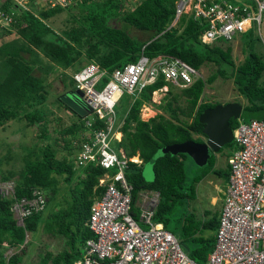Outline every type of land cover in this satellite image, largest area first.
Here are the masks:
<instances>
[{"label": "trees", "instance_id": "16d2710c", "mask_svg": "<svg viewBox=\"0 0 264 264\" xmlns=\"http://www.w3.org/2000/svg\"><path fill=\"white\" fill-rule=\"evenodd\" d=\"M135 1L132 4L130 0H82L73 7L46 6L34 12L33 7H28L33 0L24 2L23 6L15 0H0V21H8L6 25L0 24V128H4L9 121L23 120L19 131L26 126L36 127V139L39 140L37 144L20 146L24 153L21 154L23 165L18 170H0V181L13 182L12 194L0 195V264L22 263L23 254L31 243L25 241V233L35 230L38 225L48 238L61 240L62 247L49 249L48 242L44 240L43 249L34 252L27 264H72L75 259L81 258L85 240L93 238L85 225L89 206L105 188V184L99 185V179L104 174L113 176L117 169L115 165L103 168L91 159L81 162L78 155L85 145L91 144L94 134L109 124L111 132L121 133L120 140L110 141V148L115 152L114 144L125 157L137 155L140 159V162L127 160L121 170L124 180L131 186V213L137 216L134 204L140 191H155L158 201L153 221L164 226L166 218L163 214L169 216L174 200L192 201L194 182L207 171L218 177L222 172L212 168L213 158L209 156L206 172L197 175L189 186H184L187 174L183 158L186 154L164 151L172 144L202 141L197 116L204 108L219 103L202 99L204 86L217 78H231L236 92L245 100L241 104L239 118L228 120L231 129L239 121L255 119L264 122V84L261 80L264 61L260 55L247 49L242 61L235 64L230 54L231 42L235 38L231 41L219 38L210 43L203 42L201 34L206 23L193 19L189 14L180 15L175 24L169 26L176 0ZM231 1L238 4L245 1L251 8L254 5L252 0ZM82 4L91 6L84 9L80 7ZM63 11L67 16L61 22L62 27L56 30L53 16ZM129 29L144 37L130 34ZM141 55L158 59L172 56L185 61L195 70L207 64L213 69L205 78L196 77L189 85L180 87L178 92L172 90L177 86L158 75L136 97L129 99L120 115L116 112V104L111 112H104L101 117L94 111L76 113L61 98L68 93L64 92L66 87L54 100L47 101V88L51 84L48 76L54 71L63 82L67 80L71 90L73 80L65 70L73 72L92 64L101 73L95 85L98 87L110 78L116 68L136 62ZM67 84L64 83V86ZM162 86L167 89L161 102L151 103L152 91ZM180 98L184 101L182 105H179ZM50 104L62 108L69 123L63 125L60 118L53 114ZM144 104H150L161 112L141 119L139 110ZM54 119L58 121L53 129L55 136L51 139L47 122ZM230 143L224 144L219 151ZM7 147V152H10L11 148ZM161 148L163 150L159 152ZM57 150L63 151L59 157L56 156ZM148 159H152V178L146 181L139 167ZM225 170L227 178L228 166ZM73 180L65 190L66 197L56 200L62 184ZM33 191H37L43 199L42 208H32L22 224L18 225L12 216L11 204L21 197H33ZM204 216L206 218L196 221L190 212L180 223L181 232L200 244L189 255L191 258L193 254L197 255L201 262L212 248V232L217 227V213L206 211ZM204 230L212 232L204 236ZM202 248L207 251L203 253L200 251ZM6 249H12V252L4 256Z\"/></svg>", "mask_w": 264, "mask_h": 264}, {"label": "built area", "instance_id": "2783aa9c", "mask_svg": "<svg viewBox=\"0 0 264 264\" xmlns=\"http://www.w3.org/2000/svg\"><path fill=\"white\" fill-rule=\"evenodd\" d=\"M23 6L28 0H15ZM82 0H33L38 7L62 9L76 6ZM84 1V0H83ZM236 1V0H235ZM250 5L231 0H176L173 25L182 14L206 23L201 39L210 43L219 38L233 40L242 33L249 23L258 28L264 0H252ZM162 75L170 84L184 87L196 77L197 70L185 61L172 56L158 59L140 56L136 62L123 66L122 71L114 70L113 77L120 88L128 94L139 92L148 83ZM100 74H95L92 65L84 67L74 75L82 98L101 117L105 109L103 102L121 92L112 82L106 83L100 92L94 89ZM117 87V88H115ZM110 122L109 115L107 117ZM110 124L98 130L90 145H85L78 157L91 159L103 168L115 165L116 172L109 177L104 174L99 185L105 184L89 206L85 222L93 238L84 242L83 257L74 264H264V123L251 120L240 124L233 132L236 148L228 155V176L219 212L217 227L213 231L212 248L206 252L202 262L189 257L179 244V240L165 231L161 224L153 221L157 192L141 191L134 204L135 218L130 210L131 186L124 180L121 170L127 160L119 150L120 157L110 148L112 138L119 139L111 132ZM107 179H110L107 182ZM117 184V185H116ZM6 195L12 192L9 185L0 186ZM32 198L22 197L11 206L16 220L21 222L29 211L41 209L43 199L37 191Z\"/></svg>", "mask_w": 264, "mask_h": 264}, {"label": "rangeland", "instance_id": "374dc122", "mask_svg": "<svg viewBox=\"0 0 264 264\" xmlns=\"http://www.w3.org/2000/svg\"><path fill=\"white\" fill-rule=\"evenodd\" d=\"M132 4H134L136 1L130 0ZM39 5H33L30 4L28 7H33V11L36 12L37 9H40L38 7ZM90 4H82L80 7H83L84 9L89 8ZM66 11H63V13H60L54 17V27L57 30V27H62L61 22L64 20V17L67 16ZM65 14V15H64ZM8 21H0V24L6 25ZM129 33L132 35H135L137 37L143 38L144 35L133 30L129 29ZM3 40V39H2ZM244 50H243V46ZM231 56L233 58V61L235 64H238L242 61L244 58L247 49H250L261 56L262 60L264 61V9L261 13V19L260 24L258 28L255 26L254 23H249L247 28L240 34V36L236 37L234 41L231 42ZM213 67L210 64L201 66L198 70V77L205 78L211 71ZM67 72H70L67 70ZM57 71H54L49 74L48 79L51 80L50 87L47 88V92L49 94V97L47 98V101L54 100L57 95H60L63 89L65 87L67 88L66 91L68 92L66 94H69L68 87L69 85L66 82H63L62 78H59L57 76ZM71 73V72H70ZM64 78V76H63ZM62 79V80H61ZM263 84H264V75L261 78ZM64 83L67 84L64 86ZM264 86V85H263ZM180 87H172V90L175 92H178V89ZM167 87H162L159 90H156L151 93L150 102L151 103H160L161 98L163 97ZM202 99L206 100L208 102L218 101L219 103L224 102H231V101H237L240 104H243L245 100L243 97L238 94L234 88V84L231 81V78L227 79H215L210 85H205L203 92H202ZM129 102V97L126 94V92H123L119 99V103L116 104V112L120 113L127 107ZM184 104L183 99L180 98L179 105ZM50 109L52 110L53 114L57 116L56 118H60L63 125H66L69 123V118L67 116V113L62 110V108L56 106L55 104H50ZM87 112H90L88 110ZM161 112V110L155 109L150 104H144L141 106L139 110L140 118L141 119H147L150 116H153L155 113ZM91 114L88 115L90 117ZM52 117V116H51ZM50 119V116L48 117ZM57 120V119H56ZM55 119L53 121L47 122V127L49 130V136L54 138L55 132H53L54 127L56 126ZM60 120L58 123H60ZM24 121L19 122H13L9 121L7 124L4 125V128H0V170L6 171L9 169L12 170H18L20 166L23 165V161L21 160V154H23V150L21 149V145L30 146L32 143H38L39 140L36 139L37 134V128L32 126H26L19 131V127L21 124H23ZM7 146H9L10 152H7ZM112 147L115 149L116 154L120 157L119 151L116 150V147L114 144H112ZM236 148L235 143H230L227 147H223L222 150H220V153L218 152V157L215 154H213V165L212 168H215L217 166V169L222 170L220 177L212 174L211 172L207 171V173L202 176L198 181L193 183L194 186V198L192 201L190 200L188 203L184 202V199L181 200H174L172 203V210L170 211L169 216H166L163 214V217L166 218V222L164 224V228L171 232L178 240L179 244L182 248V250L189 255V252L193 249H195L197 246L199 247L200 244L190 238V236L185 235L183 232H181L180 229V223L183 217H185L187 214H190V212L194 216V220L199 221L200 219L206 218L204 216V212L209 211L210 214L217 213L221 205L222 197H223V191L226 186V175H225V168L227 167L225 164L226 155L233 151ZM169 147H166L164 151H168ZM162 148L159 149V152H162ZM169 152V151H168ZM63 153L61 150L56 151V156L59 157L60 154ZM170 153V152H169ZM186 157L183 158V164L184 169L186 171V180L184 186H189L191 181L197 176L200 175L202 172H206L208 169L207 164L205 163L203 166H197L193 163L191 158L186 154ZM217 157V158H216ZM215 162V163H214ZM216 164V165H214ZM139 170L141 172V176L144 180L149 181L152 178V159H148L141 163ZM63 183L62 189H60L58 195L55 197L56 200L60 199L61 196L66 197L67 193L65 190L68 189L71 183ZM11 184V183H10ZM187 189V187H185ZM187 191V190H186ZM2 195L4 194L3 191L0 192ZM55 200V201H56ZM54 200L50 204L53 203ZM13 217H15V214L13 212ZM18 223V221H17ZM210 231L205 230L202 231L203 235L211 234ZM198 236V234H196ZM25 239L29 240L31 243L28 245V247L25 250V253L23 254V260L21 264H27L30 261V258L33 256L34 252H36L39 248L43 249L44 240L48 242L47 247L49 249H60L62 247V241L58 240L57 238H48L47 235H45L41 231V227L38 225L35 230H30L26 232ZM200 251L204 253L207 249L204 250L202 248ZM12 252V249H6L3 252L4 256H7ZM192 252H190L191 254ZM192 259L196 262H201L199 257L195 254H193Z\"/></svg>", "mask_w": 264, "mask_h": 264}, {"label": "water", "instance_id": "95a60500", "mask_svg": "<svg viewBox=\"0 0 264 264\" xmlns=\"http://www.w3.org/2000/svg\"><path fill=\"white\" fill-rule=\"evenodd\" d=\"M79 90L70 91L61 96L64 103L78 114H84L90 107L80 98ZM241 105L237 102L214 104L204 108L197 116L201 124L202 141L192 143L190 141L172 144L168 151L171 154L185 153L197 166H203L209 157L218 151L224 144L231 142L232 133L228 125L229 118L237 119L241 112ZM166 149V148H165Z\"/></svg>", "mask_w": 264, "mask_h": 264}, {"label": "clouds", "instance_id": "9594fccd", "mask_svg": "<svg viewBox=\"0 0 264 264\" xmlns=\"http://www.w3.org/2000/svg\"><path fill=\"white\" fill-rule=\"evenodd\" d=\"M175 6V5H174ZM174 17V16H173ZM171 22H172V20H171ZM171 22H170V24H171ZM169 24V26H172V25H170ZM175 24V23H174ZM173 24V25H174ZM168 26V27H169ZM235 40V39H234ZM233 40V41H234ZM128 64V63H127ZM92 65V64H91ZM126 65V64H125ZM87 66H89V64L88 65H86V66H84V67H87ZM93 66V68H94V70H95V74H101L99 71H97V68L94 66V65H92ZM84 67H82V68H80L79 70H77V71H73V72H71V70L70 69H68L70 72H67V70H65V73L73 80V85H74V87L71 89V90H69V92L70 91H74V90H79L80 92H81V96H80V98L88 105V107H90V111H94V109H92L91 108V106L82 98L83 96H82V94H83V91H82V89L81 88H79L78 87V80L77 79H75L74 78V75L75 74H77V73H79ZM122 69H123V67L122 68H119V69H115V70H119V71H122ZM98 80H99V78L97 79V81H96V84L95 85H97V83H98ZM112 82V84H115L116 86H118V89L121 87V85H119V83H118V81H116L115 79H114V77H113V72H112V74H111V76H110V78L105 82L104 81V83L102 84H100L98 87H96L95 85H94V89L97 91V92H100V90L103 88V86L106 84V83H108V82ZM154 82V81H153ZM152 82H150V83H148V84H151ZM147 84V85H148ZM145 87V86H144ZM143 87V88H144ZM162 87H165V86H162ZM161 87V88H162ZM178 87V86H177ZM185 87V86H184ZM115 88H117V87H115ZM160 88V89H161ZM121 89V92L120 93H118V94H115V89H112L113 90V92L111 93V97L110 98H108V100H106L105 102H103L104 103V105H105V109H107L108 107L109 108H111V110H112V108H113V106L115 105V104H117L118 102H119V99H120V97H121V95L123 94V92H126L124 89H122V88H120ZM159 90V89H158ZM156 91V90H155ZM152 92H154V91H152ZM126 94L128 95V97H129V99H133L134 97H136L137 96V94H138V92L137 93H135V94H128L127 92H126ZM231 102H235V101H231ZM237 102V101H236ZM224 103H226V102H224ZM237 103H239V102H237ZM216 104H218V103H216ZM220 104H223V103H220ZM240 104V103H239ZM241 105V104H240ZM241 107H242V105H241ZM95 112V111H94ZM85 113H87V111H85ZM84 113V114H85ZM240 116V115H239ZM239 118V117H238ZM237 118V119H238ZM255 120V119H254ZM249 121H251V120H249ZM249 121H247V122H243V121H239V123L237 124V126L238 125H240V124H243V123H248ZM258 121H262V120H258ZM263 122V121H262ZM264 123V122H263ZM236 126V127H237ZM236 127L235 128H233V129H231V133H232V139H231V142H233L234 143V141H233V132H234V130L236 129ZM118 132V131H117ZM117 135H118V137H119V139H117V138H112L111 140H113V139H115V140H120V138H121V133L120 132H118L117 133ZM202 138V137H201ZM230 143V142H229ZM120 151H121V149H119ZM218 152L220 153V151H219V149H218V151L217 152H215L216 154H218ZM232 152V151H231ZM230 152V153H231ZM214 153V154H215ZM230 153H228L227 154V156H226V159H227V157H228V155L230 154ZM209 156H212L213 157V154H211V155H209ZM129 158H136V160L134 161V162H140V159L137 157V155H134V156H131V157H129ZM226 159H225V164H226V166H228L227 165V162H226ZM228 176V175H227ZM226 181H227V178H226ZM11 183V184H10ZM5 185H9L11 188H12V192H13V182L12 181H0V186H5ZM142 191H147V192H155V191H151V190H142ZM1 192V191H0ZM12 192H10V193H8V194H3V196H7V195H9V194H12ZM141 192V191H140ZM139 194V193H138ZM158 194V193H157ZM0 195H2L1 193H0ZM22 198V197H21ZM25 198H27V197H25ZM30 198H32V197H30ZM27 199H29V198H27ZM158 201V200H157ZM15 201H13L12 202V204H11V206L13 205V203H14ZM11 208V207H10ZM219 212V211H218ZM218 215V214H217ZM12 216H13V213H12ZM137 217V216H136ZM135 217V218H136ZM14 218V217H13ZM24 218V217H23ZM23 218H22V220H23ZM15 220H16V218H14ZM22 220H21V222H18L17 223V220H16V224H18V225H21L22 224ZM154 222H157V223H159V224H161V226L163 227V229L165 230V231H167V232H169L168 230H166L165 228H164V226H163V224L161 223V222H158V221H154ZM169 233H171V232H169ZM172 234V233H171ZM25 235H26V233H25ZM25 241H26V239H25ZM84 247V246H83ZM182 249V248H181ZM187 254V253H186ZM188 255V254H187ZM189 257H190V255H188ZM82 257H83V253H82V255H81V258H77V259H75L73 262H72V264H74V262L75 261H79V260H81L82 259Z\"/></svg>", "mask_w": 264, "mask_h": 264}, {"label": "crops", "instance_id": "0c3cea01", "mask_svg": "<svg viewBox=\"0 0 264 264\" xmlns=\"http://www.w3.org/2000/svg\"><path fill=\"white\" fill-rule=\"evenodd\" d=\"M216 155H217V157H218V154H216ZM217 157H216V158H217ZM218 158H219V157H218ZM214 163H215V162H214ZM214 165H216V164H214ZM215 168H217V166H216ZM218 211H219V210H218ZM204 231H205V230H204ZM210 232H212V231H210ZM210 232H209V233H210ZM212 233H213V232H212Z\"/></svg>", "mask_w": 264, "mask_h": 264}]
</instances>
